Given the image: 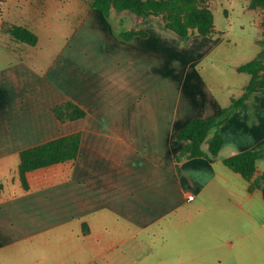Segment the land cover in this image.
<instances>
[{
    "label": "crops",
    "instance_id": "crops-1",
    "mask_svg": "<svg viewBox=\"0 0 264 264\" xmlns=\"http://www.w3.org/2000/svg\"><path fill=\"white\" fill-rule=\"evenodd\" d=\"M90 8L76 32L88 43L65 55L75 74L65 78L62 66L42 70L24 60L0 72V264H142L128 258L126 246L151 244L165 222L169 228L203 225L218 238L234 230V216L243 212L252 219L251 231L220 242L217 259L248 264L264 258V219L257 215L264 210L262 187L250 191V182L223 163L264 143V93H255L219 128L225 143L218 156L206 140L203 156L178 159L185 147L179 130L194 117L217 115L233 97L218 96L190 63L189 79H176L175 60L149 26L153 17L141 20L146 36L117 40ZM199 36L190 35L188 46L207 49ZM116 65L120 75H109ZM176 83L184 84L181 91ZM69 99L87 116L59 120L52 108ZM78 131L77 158L30 171L24 188L21 151ZM51 227L74 234L60 263H48L42 253Z\"/></svg>",
    "mask_w": 264,
    "mask_h": 264
},
{
    "label": "rangeland",
    "instance_id": "rangeland-1",
    "mask_svg": "<svg viewBox=\"0 0 264 264\" xmlns=\"http://www.w3.org/2000/svg\"><path fill=\"white\" fill-rule=\"evenodd\" d=\"M153 1L158 2V9L153 7L148 10L150 14L147 17H153V25L149 23V26L159 34V43L162 48L165 47V52L169 49L171 61L175 60L176 79H189L188 73L185 74V68L190 63L191 69L196 71L194 75L206 79L218 96L223 95L226 100L231 96L238 97V92L244 91L253 78V74L241 71L239 66L254 58H259L264 63V0ZM91 2L92 0H0V72H4L15 62L24 60L42 70L62 66L65 78L75 74L76 67H72L71 59L65 55L70 57L76 45L88 43L83 31L77 36L76 32L91 9ZM202 9H208L214 14L212 34L203 36L198 34L197 23L189 25L195 35L203 37L208 45L207 49H212L207 52L206 46L200 50L199 47L188 46L187 38L193 33L184 39L171 28H166L163 23L165 16L171 21L172 15L178 10L182 11L183 18L187 20L194 10ZM96 13L102 18L101 27L111 30L117 40L120 38L116 33L132 28L140 29L141 20L144 18L132 9L119 6L116 0H112L109 16L98 10ZM20 24L27 25L38 33L39 41L36 45L32 46L14 39L10 29ZM92 27L95 28L96 25ZM102 66L103 64H99V67H96L97 74H102ZM116 66L108 67L109 75H114L113 70L120 75V67ZM164 68L167 66L161 65L160 70ZM83 70L87 72L86 69ZM258 78L264 79V70L260 71ZM159 84L161 87L163 83ZM180 86L183 87L184 84L176 83V91L182 90H178ZM255 93L264 92L258 90ZM160 103L161 101L159 105ZM258 165L259 169L256 167L255 175L258 171L259 173L264 171V159L258 160ZM222 196L223 199L226 198L225 195ZM239 201L246 206L249 204L243 199ZM257 215L264 219V210ZM251 220L245 212L234 216V230L230 232L225 230L218 238L203 225H199L197 229L186 226L169 228L165 222L160 227L157 237L151 238V244L144 243L143 247L138 249L133 245H127L126 255L132 259L137 257L140 261L144 259L142 264H234L232 260L218 261L217 258L223 251L220 242L225 238L229 239L234 233L251 231L253 226ZM87 229L88 226L84 224V232L88 231ZM46 234L47 244L42 253L47 257L48 263L52 261L60 263L66 248L73 241L74 234L66 227L48 228ZM262 263L264 258L253 257L248 261V264Z\"/></svg>",
    "mask_w": 264,
    "mask_h": 264
},
{
    "label": "trees",
    "instance_id": "trees-1",
    "mask_svg": "<svg viewBox=\"0 0 264 264\" xmlns=\"http://www.w3.org/2000/svg\"><path fill=\"white\" fill-rule=\"evenodd\" d=\"M116 4L132 9L144 18L150 14L148 10L153 9V7L158 9V2L154 3L153 0H116ZM91 6L104 15L109 16L112 9V0H92ZM171 18L172 20L169 21L168 16H165V26L171 28L184 39L193 33L189 23L198 24L199 34H212L214 14L208 9L194 10L187 20L183 18L182 11L178 10ZM10 32L14 39L30 45H36L39 41L38 33L27 25H15L10 29ZM116 34L121 40L131 41L136 36H146L148 32L143 28H132L121 30ZM239 69L253 74V78L245 87L243 93L233 98L231 104L222 108L217 115L209 118L194 117L179 130L177 138L179 141L185 142V147L177 154L178 159L181 157L203 156L202 144L206 140L209 142L211 154L218 156L225 143V138L219 131V128L250 99L252 94L258 90L264 92V85H262L264 79L258 78L260 71L264 70V63L261 59L254 58L242 63ZM52 110L57 118L63 122L87 116V110L71 99L54 105ZM81 140L82 133L78 131L22 150L20 153L19 175L23 187L26 189L29 187L27 175L30 171L77 158ZM260 159H264V143L256 148H247L228 156L223 159V163L229 168L240 172L250 182V191L254 190L257 186H261L264 196V172L260 175H255L257 162ZM1 188L2 184H0Z\"/></svg>",
    "mask_w": 264,
    "mask_h": 264
},
{
    "label": "built area",
    "instance_id": "built-area-1",
    "mask_svg": "<svg viewBox=\"0 0 264 264\" xmlns=\"http://www.w3.org/2000/svg\"><path fill=\"white\" fill-rule=\"evenodd\" d=\"M193 197H194L193 194H190V195L188 196L189 199H193Z\"/></svg>",
    "mask_w": 264,
    "mask_h": 264
}]
</instances>
